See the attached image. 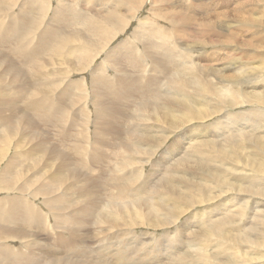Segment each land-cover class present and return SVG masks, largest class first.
<instances>
[{"label": "rangeland", "instance_id": "374dc122", "mask_svg": "<svg viewBox=\"0 0 264 264\" xmlns=\"http://www.w3.org/2000/svg\"><path fill=\"white\" fill-rule=\"evenodd\" d=\"M250 1L0 0V23L6 26L5 28H12L13 25L16 30L19 29L20 24L22 29L24 23L27 24L25 31L20 33V35L24 32L26 34V39L22 41H17L15 39L17 36L4 38L0 34V181L14 182L12 189H3L0 185V200L22 198L26 204L42 215L44 221L46 219V224L49 226L47 231L43 230L42 224H35L33 228L22 225L24 231L17 228H15L17 232L12 230L16 236L9 238L2 246L15 252H18V249L34 251L36 256L34 264H58L60 258L62 259L60 264H84L85 261L95 263L96 259H99L95 252L100 249H97V245L106 244L107 238L111 240V237H115V242H118L122 239L130 240V237L134 236L138 245L145 247L149 242L148 249L153 251L155 248L152 241L156 242L164 236L167 237L164 241L171 242L174 238L182 241L189 230L187 233L184 231L179 234L178 228L180 230L185 220L198 213V210L201 213L218 207L219 213H225L227 209L236 212L241 209L240 204L244 202L249 209H246V216L240 224L243 228H248L253 217L264 211L262 206L264 200L250 193L264 191V184L256 179V174L250 172L251 165L262 168L257 158V145H264V128H262L264 117L258 112L261 110L260 107L246 103L219 104L208 100L205 95L197 97L205 100L203 101L197 99L193 90L189 88L185 93L186 97L196 101L191 102V105L195 106V111H200L201 118L210 115L208 118L189 119L182 126L174 127L175 122L168 118L170 114L167 109H162V112L161 110L141 111L142 114L144 113L143 120L140 119L138 109L141 108L142 103L150 100L162 104L161 97L165 95L168 87L170 88L166 79L158 80L159 70L152 63L155 57L164 51H168L169 55L173 52L174 61L183 65L187 72H193L198 66L200 69L217 68L227 65L230 60L238 61L241 57H243L242 61L251 64L250 67L259 69L261 64L257 59L250 61L247 56H240L230 47L209 46L212 41L233 39V36H229L230 33L235 34L238 40H242L244 37L240 30L234 28L240 18L249 17L264 21V2ZM244 4L246 5L242 6ZM217 25L224 28L216 29ZM34 29H37V32L33 33ZM40 33L44 39L39 38ZM254 44L264 46L256 40ZM35 45L45 47L38 52L33 50ZM23 46H26V51L22 50ZM127 47L134 48V53L128 51ZM135 52L137 59L133 57ZM167 63L169 64L170 61L167 60ZM236 65L238 66V63ZM172 66L175 71L180 69ZM237 66L228 65L223 75H231ZM253 78L256 77L251 79ZM145 80L147 82L149 80L147 92L138 88L140 85L145 86ZM261 85H248L246 89H241V93L251 96L262 94L264 89ZM219 86L221 89L235 90L229 83H222ZM124 88L130 90L129 93L134 96L130 97L129 101L123 99L128 98L127 96H120L118 93L119 90L123 93ZM133 88L142 93L138 95ZM155 91L162 94L159 96V102L151 98ZM31 101L40 102L44 112L43 118L40 117L41 115L36 116L33 110H30ZM172 115L176 121L181 116L179 112H173ZM244 115L253 117L254 121L258 119L256 122H262L263 125L251 127L249 125L251 118L245 120L242 118ZM238 133L242 135H237ZM138 134L148 135L153 142L149 140L140 142ZM255 135L257 137L262 135L260 137L262 143ZM164 136H168V139L162 144L159 141ZM208 140L210 141L205 144H214L220 149L223 147L218 157L225 156L230 149L236 155H242L238 157L235 165L238 169L228 165L216 166V162H213L216 164L213 168L202 164L199 161H202L201 158L199 160L194 158L195 163H201L202 167L199 166L198 171L205 173V176L201 177L194 168L192 169L194 173H188L187 177L196 184L202 179L204 183L202 192L207 194L205 195L207 197L210 195L211 204L206 203L202 206L198 205L195 210L190 209L175 225L153 228L149 225L148 208L139 201L140 197L145 198L147 194L145 192L129 194L128 189L120 193L123 191L121 185L123 186L125 182L129 183L130 178L136 176L139 170L143 171V175L149 174L151 170L153 173L155 171V174L164 173L160 166L173 164L180 159L182 162L185 154L192 152L191 145ZM157 142H159L158 146ZM123 143L128 144L132 149L138 147L148 149L150 146H156L157 152L152 158L144 155L135 157V162L142 163L138 169L131 163H127L124 169L95 163L102 161L100 158L107 160L121 153ZM146 152L149 154V151ZM192 157L190 155L186 158ZM247 161L250 162L249 166L246 164ZM207 164L209 165L208 161ZM188 170L190 172V169ZM121 171H123L122 177H120ZM215 171L224 175L225 178L218 177L224 178L223 182L218 183L212 178L214 174L219 175ZM70 173L72 178H68ZM143 175L139 178L141 182L146 180ZM152 179V177L149 179L150 183ZM260 179L264 180V177ZM228 183L249 192H229L230 188L228 190L226 188ZM219 185L221 188L218 187ZM48 187L52 189L49 196H55L56 199H62L64 202L68 199L66 202L68 206L66 204L64 207L66 210L69 206L73 209L71 215L65 216L66 220L62 219L63 225L54 223L48 208L43 203L42 192ZM20 189L23 192H20ZM81 190L83 195L77 194ZM86 199L100 201V205L94 210L89 222H81L76 217L81 212L76 211L82 208L80 204ZM0 210L1 213L5 212L2 204ZM102 210L105 211L103 213L106 222L100 223L98 217ZM110 211L115 212L117 217L114 219L107 217L106 215H111ZM73 217L77 219L76 222H73ZM216 217H221V214ZM152 220L158 223V220L154 218ZM245 220L246 224L243 223ZM64 228L74 229L77 239L72 242L65 240L69 238V234ZM194 229L199 230L198 227ZM202 233L204 232H199ZM20 234L23 236L20 239L26 238L24 241L17 238ZM186 238H184V247L188 249ZM26 242L29 244L26 245ZM32 244L38 246L30 248ZM217 245L218 243L212 240V248L205 249L206 255L215 252L217 248L214 246ZM189 249L190 252L192 248ZM242 249L247 248L242 247ZM80 250L84 253L77 255ZM91 250L89 254L87 251ZM195 250L196 248L191 250L192 254L196 253ZM85 252L87 255H84ZM24 256L22 263L32 264L27 254ZM162 259L160 261L149 259L141 264H162L165 262V259ZM195 260L190 264H202V260ZM214 260L218 262L221 258ZM14 264L20 263L18 261Z\"/></svg>", "mask_w": 264, "mask_h": 264}, {"label": "bare ground", "instance_id": "6f19581e", "mask_svg": "<svg viewBox=\"0 0 264 264\" xmlns=\"http://www.w3.org/2000/svg\"><path fill=\"white\" fill-rule=\"evenodd\" d=\"M252 1L253 0H251L250 2ZM258 2H264V0H259ZM245 5L246 4L242 6H245ZM244 20L245 22L242 23V21ZM238 21L239 22L235 24L234 28L240 30L242 36L244 37L242 40H238L235 34L228 33L229 36H233V39H227L225 41H220V42L212 41L211 43H209V46L211 47H230L233 50V52L240 54V56H243V55L247 56L250 61L257 59L260 62L261 67L259 69L252 68L249 66L251 64L247 63V61H242L241 58L243 57H241L239 58L241 62L240 60L234 61V62L230 60L227 65H223V66L221 65L217 68L205 67V68L200 69L198 66L195 68L193 72L192 71L187 72V69L184 68L183 65L174 61L175 54L173 55V52L170 53L171 55L170 56L168 51H164L163 53H160V55L155 57V60H153L154 62L152 61L151 62L159 70L158 80L160 81L161 79H166L167 85L170 86V88L167 85L165 86L166 89L168 87V90L165 91V95L161 97V102L163 101L162 104L160 103L156 104L153 101L150 102L151 100L149 102L146 101L145 103H142L141 108L138 109V111H140V119L143 120L144 118V113L142 114L141 111L145 112L149 110H153V111L161 110L162 112V109L168 110L170 114L168 118H170L171 120L175 122L174 127L179 126V125L182 126L183 123L189 119L203 120L205 118H208L210 115H207V116L204 115L201 118L202 114L199 113L200 111L199 110L195 111V108H194L195 106L191 105V102L195 103L196 101L193 100L192 98L186 97L185 93L187 92L189 88H191L189 90H193V93L196 98L199 96L205 95L209 98L208 100H211V101L213 100L214 102L219 103V104L221 103L226 104L230 102V103H246V104L258 106L261 109V110H258V112L261 114L260 116L264 117V112H263L264 111V93L256 94L253 96L249 94L243 95V93H241V89H246L248 85L254 86L256 84H259V85L262 84L261 87L262 89H264V46L261 47V46L254 44V40H256V42H260V44H264V21L252 19L249 17L244 18V19L240 18L238 19ZM173 25L176 26L175 24ZM19 26H20L19 29L15 30L13 28V25H12V28H9V27L5 28L6 26L0 23V34L4 38L5 37L11 38L12 36L15 38V36H17V38L15 39H17V41L18 40L22 41L24 40V38L26 39V34L24 32L22 35H20V33L25 31V27L27 26V24L24 23V26L22 27V29H21L20 24ZM206 27L211 28V26H206ZM215 28L222 30L224 27L217 25ZM36 30L37 29H34L32 32L35 33L37 32ZM226 31H228V29H226ZM40 34L41 35L39 38L44 39L42 33ZM218 34L219 33L217 30V35ZM6 45H8V41H6ZM44 47L45 46L35 45L33 50L39 52V49L42 51ZM26 49H27L26 46H23L22 50L26 51ZM126 49L134 53V48L127 47ZM135 55H136V52L133 55V57L137 59ZM172 55H173V58H172ZM167 60L170 61L169 64L167 63ZM172 61L173 63H171ZM236 63H238V66L236 65L237 68L234 70V72L231 75H223L224 71L225 72L227 71L228 65H234V67H236L235 66ZM171 64L174 66H177L178 68L180 67V69L175 71V68ZM252 77H256V78H253L255 79L254 81H250V80H253L251 79ZM145 82H146L145 86L140 85L138 88L144 92H147V88H149V84H148L149 80L148 82L145 80ZM157 83L159 82L157 81ZM222 83H229L230 86L233 87L235 90L232 91L231 89L228 90V89L219 88L220 87L219 85ZM129 88L131 90V87ZM165 88L163 89V91L165 90ZM121 89L123 90V86H121ZM122 90L121 92L119 90L118 93L120 96L123 95L124 97L125 96L128 97V98L126 97L123 98L124 100L129 101L130 97L131 98L134 97L132 96V93H129L131 91L128 90L127 88H124L123 93H122ZM134 91H137L138 95L142 93L138 89ZM158 94L159 93L155 91L154 95H152L151 97L153 100L154 98L157 99L156 102H159V96L162 95V94H159V95ZM197 99H200V98H197ZM200 100L205 101L204 99H200ZM31 103H29V106L30 104L32 105L30 107L31 109L28 108L29 106L27 108L30 109L31 111L33 110L32 112H34L36 116L41 115L40 117L43 118L44 112H43L42 105L40 104V102L31 101ZM27 108H26V111H27ZM173 112H179L181 114L179 120L176 121L174 119L172 115ZM138 117L139 115L137 114V118ZM248 117L249 116H246V115L242 116V118L245 120L251 118V117L249 118ZM252 118H251L250 123L248 122L249 125H251V127L254 126L255 128V127H260L259 124L263 125L262 122L257 123L258 119L254 121ZM228 121L230 120L228 119ZM234 121H237V120L234 119ZM30 123H33V122H30ZM145 131L149 132L148 130H145ZM239 134L242 135V133H238L237 135ZM261 136L262 135L258 137L260 138ZM138 137H139L140 142L148 141V140L153 142V140L146 134H138ZM167 139H168V136H164V138L161 139L159 142L163 144ZM189 140L191 141L192 139H189ZM209 141L210 140L200 142L199 144H196V145H191L192 152L187 151L188 153L185 154V157L184 156H183L184 158L182 157L183 158L182 162L180 161L181 159L180 160L178 159L179 161H175L173 164H169V165L165 164L163 166H160L161 170H164V173L155 174L156 172L154 171L153 173V170H151L149 174L143 175L142 173L143 171L139 170L138 173L136 172L137 173L136 176L130 178L129 183L125 182L123 186L121 185V189L123 191L120 193H124L125 190L127 191L128 189L129 194H132L134 192L135 193L145 192L147 194L145 198L140 197L139 201H141L148 208L147 214L150 217L158 220L159 224L157 222H154L152 218L150 217L148 218V221H150L149 225L153 226V228L158 227V226L164 227L168 225H175V223L178 222L179 219L183 217V215H185L190 209L195 210L198 207V205L202 206V205H205L206 203L211 204L210 200H212V198L210 197V195L209 197H207L205 196L207 194L202 192L204 190V186H203L204 183L203 181H201L202 179L199 177L201 180L199 179L200 180L198 181L199 184L198 183L196 184L194 180L189 179L187 177L188 173H194V170L192 169L196 168L197 173L199 172V174L202 177V176H205L204 175L205 173H203L202 171H198L199 166H201V163L206 164L207 166H210V167L213 165H216L213 162L217 163L216 166H222V167L223 165L234 166L233 169L237 167L235 166L237 163V159L238 157L242 155H239V154L236 155V153L232 149L229 148L230 149L228 150L229 153H225L226 154L225 156L218 157V155L221 154L222 152L221 149L223 147L220 149L218 148L219 146L217 147L214 144H210V143L205 144ZM243 141H245V139ZM262 141L263 140L261 139L260 142L262 143ZM159 142L156 143L157 146ZM155 147L156 146H150L148 149H140V147H138L137 149H132L128 146V144L123 143L122 145L123 151L119 153L118 155L108 158L107 160H103L100 158V160L102 161L100 162L94 161V162L96 164H100L105 167H109L112 165V166L121 167L122 169L125 168L127 163L128 164L131 163L138 169L139 168L138 166H142V163L135 162L134 158L138 157L139 155L149 156L150 158H152L153 156H155V153L157 152V149H155ZM227 147L229 146L227 145ZM141 150H145V151L142 152ZM257 150H258L257 158H259L258 161L261 162L262 168H257L251 165L250 172L253 173V175L256 174L255 175L256 179L261 181L264 184V180L260 179V177H264V145H261V146L257 145ZM146 151H149V154ZM187 154H190L191 157L193 156L191 158L192 160L186 158L187 156H190ZM194 158L198 160L201 158L202 161L199 160L201 163L200 164L197 162L195 163L196 160ZM108 160H111V161H108ZM189 160L192 161L191 162L192 166ZM207 161L209 165L207 164ZM255 163L257 164V162ZM246 164L247 166H249L250 162L247 161ZM210 167L208 168L210 169ZM141 168L143 169L144 167H141ZM188 169H190V172ZM123 171H121L120 177L123 176ZM219 171H215V172L218 173L220 176L217 174H214L216 177L212 175V178H214L216 182L221 183L223 182V179L225 177ZM168 172L171 174H169ZM142 175L146 178L144 182H141V180L139 179ZM240 176L241 175H239V177ZM151 177L153 178L152 183H150V180H149ZM218 177H224V178L221 179ZM68 178H72V173L68 175ZM209 179L210 178H208V180ZM120 181L122 182L123 178ZM93 183L95 184V186L99 187L97 183L95 182ZM255 183H258V181ZM0 185L3 189H12V187H14V182L11 183L7 181H0ZM218 187L221 188V185H219ZM257 187L259 188L258 185ZM90 188H94V187H90ZM129 188L130 189L133 188V190H130ZM226 188L227 190L230 188L228 190L229 192H232V191H236V192L245 191L246 193L249 192L248 190H245V189L236 188L234 185L230 183L226 184ZM51 190L52 189L48 187V188H45L44 192H42L43 200H44L43 203H45L46 207L48 208V212L50 216L53 218L54 223L63 225L62 219L66 220L65 216L71 215L73 209H71L70 206H69V209L67 210L65 209L64 205L67 204L66 206H68V203H66L68 199L66 200V202H64V200L62 199L61 200L56 199L55 196H49ZM85 190H88V189L85 188ZM227 190H224V192H226ZM19 191L23 192L21 189ZM250 193L256 196H259L260 200H264V191L263 192L253 191ZM77 194L83 195L82 190L80 193L78 192ZM86 198H89V197L86 196ZM107 199L109 200L110 197L108 196ZM226 202H229V201H226ZM0 204H2V207L4 206L5 208L4 213H1L2 209L0 210V264H14L15 262H18V261L20 264H23L22 262H24L23 261L24 254H27L29 259L32 261V264H34V261L36 259L34 251L29 250V252H27L24 249H18V252H15V250L13 251L12 249L3 247L2 245H4V243L7 240H9V238H14V236H16V233H12L13 232L12 230H15V228H17L18 230L22 231L23 230L22 225L28 228L30 227L33 228L32 226L35 224H42L44 226L43 230L48 231L49 226L46 224V219L44 221L42 215L39 214L32 206L26 204L22 200V198L2 199L0 200ZM80 205L82 208H79L78 211L76 212H81V213H78L76 217L79 220H81V222H89L94 215V210H96L97 209L96 207L100 205V201L86 199ZM246 207H247V203L244 202L243 204H240L241 209L239 211L237 210L236 212H234L233 209H227L225 213H219L220 209L216 207L217 209L203 211L201 213H199V210H198V213L196 214L194 213L189 218L186 217L187 220H185V222L182 224V227L180 230L178 228V231L180 234L181 232H184V231L187 233L189 230L187 236L185 235L184 238L187 237L186 240L188 243V249L196 248V250L194 251L196 253L194 254H192L193 252H191L192 249L191 250L189 249L190 250L189 252L187 247H184V238L182 239V241H177L178 239L174 238L175 240L173 239L171 242H168V241H164V238L166 237L164 236L156 242L152 241V244L155 250L153 249V251H149L148 248L150 247L149 246L150 243L148 242L146 243L145 247H141L140 245L137 244V241L134 240L135 238L134 236L133 237L131 236L130 240L125 241V239H122L121 241H118V242H115V237L114 238L111 237V240L107 238L108 242L106 244L99 243L97 245L98 246L97 249L100 248L99 250H96V251L94 250L99 256V259L98 258L96 259L97 262L94 263L91 261H85L84 264H141L143 262L148 261L149 259L160 261V259L162 258L165 259V262L162 264H190V263H193L195 259L202 260L201 261L202 264H210V263L211 264H264V211H261V212L259 211L260 214H258L257 216L255 215V217H253L250 223V226L248 228H243L242 224L240 223L242 222L243 218L246 216V213H245L246 209H249ZM203 209L205 208L203 207ZM80 210H83V211H80ZM103 212L105 211L102 210V213L99 214L100 217H98L100 223H103V221L106 222V217ZM231 212H234L235 214ZM110 213L111 215L108 214L106 216L112 217L111 219H114L115 217H117L115 216L116 214L115 212L110 211ZM219 214H221V217H216ZM76 221L77 219L73 217V222H76ZM243 223L246 224V220ZM200 224L202 227L200 226ZM197 227L199 229L198 231L194 229ZM8 229H11V230H8ZM18 230H15V231L17 232ZM78 230H80V228H78ZM65 231L69 234V238L65 240L72 242L77 239V234L75 233L74 229L67 228L65 229ZM199 232H204V233L199 234ZM230 232H233V233H230ZM227 233L228 235L226 236ZM21 237L23 236L20 234L18 235L17 238L22 241L26 239V238L20 239ZM212 240L216 242V244L218 243L217 246H214L217 249L215 252L213 251L206 255L205 249L208 247H211ZM28 244L29 243L26 242V245ZM33 246H38V245L32 244L30 248ZM242 247H245L247 249L243 250L244 248L242 249ZM166 249H168V251ZM87 252H89L90 254L92 250L87 251ZM151 252L152 254H150ZM198 252H202V254H198ZM82 253H84V251L81 252L80 250L79 252H77V255H82ZM84 255H87L86 252ZM219 257L221 258V260L216 262L214 259H217ZM59 261L60 262L58 264L61 263L62 259L60 258Z\"/></svg>", "mask_w": 264, "mask_h": 264}]
</instances>
